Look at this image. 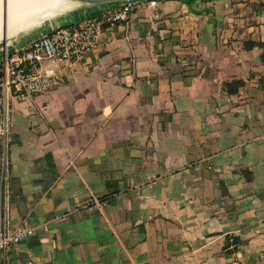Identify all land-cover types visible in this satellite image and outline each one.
I'll list each match as a JSON object with an SVG mask.
<instances>
[{
    "label": "crops",
    "instance_id": "0c3cea01",
    "mask_svg": "<svg viewBox=\"0 0 264 264\" xmlns=\"http://www.w3.org/2000/svg\"><path fill=\"white\" fill-rule=\"evenodd\" d=\"M157 1L83 59L45 60L55 88L0 96V226L32 229L0 264L264 262L263 49L244 47L264 41V0Z\"/></svg>",
    "mask_w": 264,
    "mask_h": 264
},
{
    "label": "built area",
    "instance_id": "2783aa9c",
    "mask_svg": "<svg viewBox=\"0 0 264 264\" xmlns=\"http://www.w3.org/2000/svg\"><path fill=\"white\" fill-rule=\"evenodd\" d=\"M157 0H130L105 8L100 14L87 16L79 21L55 27L41 36L29 40L24 46L6 51L0 60V96H34L59 85L54 69H42L45 60L75 61L83 59L98 44L103 31L115 26L139 8L156 6ZM155 15L158 17L159 13ZM8 120L3 121L2 137L6 139ZM9 179L6 155L0 168V191ZM32 229L21 226L11 230L6 219L0 226V252L21 242ZM261 264H264L261 263Z\"/></svg>",
    "mask_w": 264,
    "mask_h": 264
},
{
    "label": "bare ground",
    "instance_id": "6f19581e",
    "mask_svg": "<svg viewBox=\"0 0 264 264\" xmlns=\"http://www.w3.org/2000/svg\"><path fill=\"white\" fill-rule=\"evenodd\" d=\"M69 7L65 0H0V22L6 15L8 35L15 36Z\"/></svg>",
    "mask_w": 264,
    "mask_h": 264
},
{
    "label": "water",
    "instance_id": "95a60500",
    "mask_svg": "<svg viewBox=\"0 0 264 264\" xmlns=\"http://www.w3.org/2000/svg\"><path fill=\"white\" fill-rule=\"evenodd\" d=\"M126 1H130V0H65V2L71 4V7H69L68 9L63 11L62 13H64V12L68 13L70 10H73L74 8H77V7L105 6V8H107V7L115 5L117 3L126 2ZM60 14L50 16V17L46 18L42 23L45 22L47 25L48 23H51L52 20L55 21L56 19H58L57 17ZM42 23L40 25H42ZM66 24H69V23L54 22L53 25H50V29H48V31L42 32V33H40V35L35 36L34 38H37V37L41 36L42 34L49 32L50 30L54 29L55 27H58L61 25H66ZM46 25L42 26L40 29L45 28ZM39 30H35V31H31V32H22L23 34L20 33V34L15 35V36H9L8 31H7V18L5 15V17L3 18V25H2V37L0 38V54L4 55L6 51L13 50L14 48L9 49L8 46L11 43H15L20 37H22L26 34L37 33V31H39ZM34 38H32V39H34Z\"/></svg>",
    "mask_w": 264,
    "mask_h": 264
},
{
    "label": "trees",
    "instance_id": "16d2710c",
    "mask_svg": "<svg viewBox=\"0 0 264 264\" xmlns=\"http://www.w3.org/2000/svg\"><path fill=\"white\" fill-rule=\"evenodd\" d=\"M244 47L248 50L256 47L263 49L261 60L264 62V41L250 39L245 41ZM245 83V79H232L231 81L225 83V89L229 94H235L239 92L240 88L243 87Z\"/></svg>",
    "mask_w": 264,
    "mask_h": 264
},
{
    "label": "rangeland",
    "instance_id": "374dc122",
    "mask_svg": "<svg viewBox=\"0 0 264 264\" xmlns=\"http://www.w3.org/2000/svg\"><path fill=\"white\" fill-rule=\"evenodd\" d=\"M63 11L62 10H58L56 14H60L57 18L61 17L62 15L66 14V12L62 13ZM68 12V11H67ZM55 14V15H56ZM55 20V19H54ZM53 21V20H52ZM43 22V21H42ZM37 23L36 25L32 26V27H29V29H27V32H31V31H35V30H39L42 26H45L46 23ZM42 23V25H40ZM2 25H3V19L1 20L0 22V37H2ZM41 30V29H40ZM11 28L9 27V34H11ZM23 34V33H22Z\"/></svg>",
    "mask_w": 264,
    "mask_h": 264
}]
</instances>
